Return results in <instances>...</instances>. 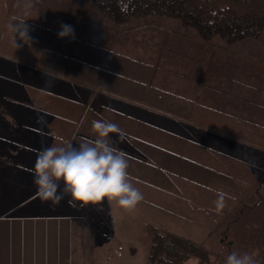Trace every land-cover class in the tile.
<instances>
[{
  "label": "rangeland",
  "instance_id": "obj_1",
  "mask_svg": "<svg viewBox=\"0 0 264 264\" xmlns=\"http://www.w3.org/2000/svg\"><path fill=\"white\" fill-rule=\"evenodd\" d=\"M89 6V4L86 6L84 0H0L1 128L2 124L4 126L10 124L8 128L14 129L16 124L20 127V124H28L31 120V117L26 115L29 112L20 111L21 107H14L6 101V96H9L10 91L2 86L6 82L2 76H6L4 74L9 75V73L15 75L18 68L14 64L5 62L4 59H10L9 61L25 59L28 64H32L36 68L48 69L58 73L61 71L66 74L71 73L67 69L68 63L59 65L53 63L59 57L69 58L68 50L64 51L63 54L59 50V31H54L55 25L61 26L72 23L78 26L79 23L85 24L84 21L89 20L86 18L93 16L101 23H108L114 27L119 25L115 24L102 10L96 8L99 11L97 14L85 8ZM22 9L24 10L22 11ZM40 11L41 15L38 14ZM69 12L73 13V17L68 16ZM58 15H60L61 23H59ZM64 18L70 19V22L68 23L69 20L65 21ZM88 23L96 25L94 19L92 23L89 21ZM128 24L135 26L134 30L140 28L141 32H134L133 36L142 43L154 40L157 41L156 44H159L158 40H163L161 43L164 45L170 42L172 52L182 50L184 53L182 57L175 56L180 62L179 64L176 62V65L173 66L175 71L181 75H188V78L199 80V82L202 81V78L205 79L203 81L205 83L204 98L207 107L203 106L204 109L198 114H196L197 112H194L195 114L193 112L180 114L179 118L195 125V127L201 125L213 128L216 132L244 135L242 132L246 131L241 127L244 125L227 117L230 110L243 105V100L264 106V34L258 40H245L230 46L219 37H215L211 41H203L194 28H185L178 21L164 15H149L133 19L125 24H120V26L124 27ZM147 24L155 27L149 33L145 32ZM22 25H25L28 30L29 41L22 42L17 39L16 43V29ZM35 30L36 33H34ZM76 39L84 41L80 38ZM86 44L89 45L90 43ZM145 45L147 46L146 43ZM159 48L153 47L157 50ZM73 57L70 59L84 64L85 56ZM212 62L213 66L216 63L219 64L218 67L221 72L219 75H212L211 77V71L209 77L206 76L205 78L208 68L211 69ZM200 65L204 67L205 75H195V73H201L199 72ZM61 76L66 78V75ZM67 76H72L74 80L77 77V75ZM214 76L216 80L213 79ZM219 77L221 84H218ZM86 81L90 85H95L92 82H96L93 80ZM211 98L216 99L214 103H216L217 113L213 111L215 108L212 109L213 100ZM218 106H220L221 112ZM173 114L176 116V113ZM222 115H225L226 118H222ZM243 115L242 122L246 124L248 119L245 118V114ZM18 117L21 119V123L18 121ZM24 129L26 131L25 127L20 131ZM167 130L172 135L184 134V129L175 124ZM23 135H25L24 131ZM248 136L251 137L248 142L255 141L257 146L264 148V138L258 139L252 135ZM6 138L9 142H6ZM0 139L2 142L0 154L2 156L17 150V148L15 149L16 145H12L14 144L12 143L13 138L3 135L0 136ZM14 142L18 141L14 140ZM9 143H12L13 148L9 146ZM221 143L223 142L220 141L219 144ZM45 144L49 143L44 141L43 145ZM227 145H229L227 151L223 150L225 153L214 147L209 157L203 155L196 162L199 170L202 169L200 168L202 166L210 168V172H208L211 174L208 176L210 178H206L205 181L208 179L211 181V178H214L216 186L222 183L226 184L228 191H225L227 189H223L221 186H218V189L229 194L225 199V207L221 213L215 212L214 216L211 217L208 207L200 209L201 213L208 215H205L208 217L205 222H202L199 216L194 218V221L188 219V208L183 201L186 190H183V195L180 189L174 190L172 176L164 171L167 168L163 164L153 161L155 159L138 158L136 152L132 150L133 154L126 151L129 156L133 155L137 159L133 160H141L142 164L148 166L147 168H150L157 175L153 183H149V179L153 177H147L143 169L133 166L135 169L133 170L128 167V171L132 172V175H129L131 182L143 194V200L132 210L120 208L115 202L109 203L108 201L82 209L87 212L85 223L90 229L84 240H80L78 245L74 243L73 253L78 262L81 264H150L146 226L151 225L202 244L210 252V264H224L227 255L233 251L255 253L258 264H264V167L252 166L247 160L241 159L238 155H233V153L244 151L245 147L234 143ZM50 146L57 145L50 144ZM21 162L22 157L20 158ZM178 163L184 168L182 160L179 159ZM178 163L175 164L174 168H177ZM205 170L209 171L208 169ZM167 181L171 183V186L167 184ZM260 183L263 185L261 190L256 193V188ZM183 186L185 187V183H182ZM230 187L232 190L229 189ZM217 192L218 190L215 189V193ZM36 197L32 198L34 204L35 202L52 204L50 201H43L40 198L36 199ZM1 198L3 196L0 195V203ZM193 210L197 211V209ZM44 211V214L57 212L50 207H46ZM195 211L193 215H197ZM9 214H12L11 211L3 213L0 211V220L8 218ZM78 242L79 240L76 241V243ZM178 264L201 263L198 259L192 258L187 262Z\"/></svg>",
  "mask_w": 264,
  "mask_h": 264
},
{
  "label": "crops",
  "instance_id": "obj_2",
  "mask_svg": "<svg viewBox=\"0 0 264 264\" xmlns=\"http://www.w3.org/2000/svg\"><path fill=\"white\" fill-rule=\"evenodd\" d=\"M85 8L92 13H99L92 6ZM38 14L41 15V11ZM72 15V12L68 13L69 17ZM86 19L89 20L84 21L85 24H69L74 29V37L85 42L76 38H59V50L62 54L68 50L69 58L59 57L53 63H68L67 69L71 73L36 68L25 59L9 61L3 58L18 68L15 75L9 73L2 76L3 80L10 81L9 86H4L10 91L9 95L15 94L29 100L33 98L36 102L35 106L21 107V111L29 112L26 115L31 117L29 123H25L26 131L23 130L25 135L21 142L40 152L50 144L64 146L70 142L79 145L85 139H94L91 129L93 120L115 123L123 137L121 139L113 133L108 143L124 152H136L138 158L155 159L153 161L163 164L167 168L164 171L172 176L174 190L180 189L182 195L183 190H186L183 201L188 208V219L194 221L199 216L205 222L207 214L201 213L200 209L208 207L209 216H214V201L217 199L215 189L219 191L218 186L221 185L216 186L214 178L205 181L210 178V168H197L196 162L201 159V152H197L199 158L196 155L194 160L189 159L185 145L181 147L185 149L184 152L180 149L184 136H172L167 130L174 124L181 128L188 125L189 122L179 118L180 114H198L204 109L205 79L199 82L173 69L176 62L180 63L175 56L182 57L184 53L182 50L172 52L170 42L165 45L161 43L163 40H158L159 44L154 40L142 43L133 36L134 32H141L140 28L134 30L135 26H130L131 23L114 27L101 23L94 16ZM93 19L96 25L88 23H92ZM64 20L70 22L68 18ZM154 28L147 24L145 32L149 33ZM59 30L60 26L55 25L54 31ZM154 46L160 48L153 49ZM73 56H85L84 64L70 59ZM213 62L207 75L201 65V73L195 75H205L206 78L211 71V77L219 75V64L213 66ZM61 75H66V78ZM67 75L77 77L74 80ZM213 79L216 80L215 76ZM86 80L97 83L92 82L95 85H90ZM218 84H221L220 77ZM211 99L214 109L216 99ZM213 111L217 113V108ZM44 141L49 144L43 145ZM128 157L130 169H143L147 177H153L149 179V183H153L157 174L142 164L141 160H133L136 159L133 155ZM179 159L183 161L184 168L179 165ZM176 163L178 166L174 168ZM128 173L132 175V172ZM182 183H185V187H182ZM167 184L171 186L169 181ZM37 207H50L57 212L0 220V264H81L74 256V243L78 245L80 240H84L90 228L85 223L87 212L80 209L92 205L69 206L66 198L59 205L37 203ZM194 211L197 215H193Z\"/></svg>",
  "mask_w": 264,
  "mask_h": 264
},
{
  "label": "trees",
  "instance_id": "obj_3",
  "mask_svg": "<svg viewBox=\"0 0 264 264\" xmlns=\"http://www.w3.org/2000/svg\"><path fill=\"white\" fill-rule=\"evenodd\" d=\"M84 1L86 4L104 11L115 24H125L133 19L149 15H164L178 21L185 28H194L203 41H211L213 38L219 37L230 46L239 44L245 40H258L264 34V0ZM6 82L8 84L3 86L10 85V81ZM6 99L14 107L35 106L36 104L33 98H31V101L29 98L22 99L19 95H9L6 96ZM242 104V106H236L234 110H230L227 118L243 124L244 126L241 127L246 131L242 132L244 135L216 132L213 128L201 125L196 128L193 124L188 123L183 128L184 134L182 136L184 137L181 139L184 143H187L180 145L181 152L185 151V149L182 150L181 148L185 145L188 158L194 160L197 152L199 154L201 152V156L209 157L214 147L226 152L229 146L227 144L234 143L245 147V149L242 152L233 153V155H238L241 159L247 160L252 166L264 167V148L257 146V142L255 141L248 142L251 140V137L248 135H252L258 139L264 138V106L256 105L249 100H243ZM205 106L207 107L206 104ZM243 114L248 119L246 124L242 122L244 118ZM222 118H226L225 115H222ZM260 118L262 119L261 122ZM17 119L20 122L21 119L19 117ZM1 126V137L3 135L8 136L18 142H14L13 140L12 143L14 144L9 143V146L11 144L13 146L16 145L15 149L17 148V150L11 151V153L4 156L0 154V195L3 196L1 198L0 211L2 213L11 211L12 214H9L8 218H23L44 214L46 207H40L41 209H39L37 203L35 202L34 204V199L32 200V198L37 196L35 194L37 189L33 183V170L36 157L40 151L32 149L21 142L23 131L20 130L26 126L25 123L20 124V127L16 124L14 129L8 128L10 124L8 126L2 124ZM197 139L198 142L196 143ZM7 140L6 138V142H9ZM220 141L223 143L219 144ZM197 156L198 158L200 157V155ZM21 157L22 162L20 163ZM26 161L33 163L30 164ZM262 185L260 183L257 186L256 193L261 190ZM221 187L227 189L225 191H228L226 184L222 183ZM229 189L232 190L231 187ZM38 198L37 196L36 199ZM146 228L149 240L148 260L150 264H178L187 262L192 258L198 259L201 264H210V252L202 244L166 229L151 225L146 226Z\"/></svg>",
  "mask_w": 264,
  "mask_h": 264
},
{
  "label": "clouds",
  "instance_id": "obj_4",
  "mask_svg": "<svg viewBox=\"0 0 264 264\" xmlns=\"http://www.w3.org/2000/svg\"><path fill=\"white\" fill-rule=\"evenodd\" d=\"M58 37L74 39V29L71 25H61ZM17 39L29 41L25 25L16 29V43ZM91 129L94 139H85L79 145L68 142L64 146L48 147L38 154L33 170L37 196L55 205L67 198L69 206L108 201L123 209H134L143 200V194L131 182L128 154L108 143L113 133L122 139L121 129L106 120H93ZM216 195L214 211L219 214L225 207L227 194L218 191ZM224 264L258 262L255 253L233 251Z\"/></svg>",
  "mask_w": 264,
  "mask_h": 264
}]
</instances>
